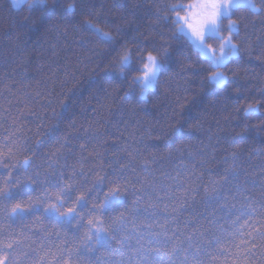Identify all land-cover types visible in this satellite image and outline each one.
I'll return each mask as SVG.
<instances>
[{
	"label": "trees",
	"instance_id": "obj_1",
	"mask_svg": "<svg viewBox=\"0 0 264 264\" xmlns=\"http://www.w3.org/2000/svg\"><path fill=\"white\" fill-rule=\"evenodd\" d=\"M192 1L74 0L76 12L68 14L63 6L69 0H46L44 8L36 7L35 0L19 8L0 0V138L14 133L12 139L29 145L44 142L33 157L41 173L35 179L43 178L51 159L66 180L75 166L78 185L90 186L97 172L105 183L123 176L128 195L123 205L111 206L115 211L132 207L134 191L141 197L139 211L126 213L123 220L130 247L113 242L117 251L98 247L86 252L81 246L89 228L85 214L79 227L62 222L46 223L43 231L32 228L35 242L24 241L20 264L45 253L44 264H61L69 253L73 264H86L85 257L92 264H136L137 238L148 247V241L156 242L153 234L165 232L172 241L161 236L163 244L188 249L189 260L180 252L171 259L159 252L152 254L155 262L231 264L240 239L232 233L264 221V0H253L261 12L241 6L232 10L241 53L220 68L228 78L226 89L210 82L216 70L212 61L186 35H177L179 25L170 9ZM85 17L112 34L118 51H131L132 63L122 76L119 55L87 31ZM207 40L219 46L217 38ZM148 51L158 54L168 71L142 100L135 76ZM249 105L259 112L245 114ZM61 135L67 143L53 155L52 145ZM124 164L129 166L121 172ZM56 181L49 177L50 185ZM214 186L227 195L228 207L205 195ZM41 187L26 185L14 197ZM249 204L255 213L241 215ZM102 219L113 232L108 213ZM4 222L0 203V226ZM257 244L248 264H264V242L257 239Z\"/></svg>",
	"mask_w": 264,
	"mask_h": 264
},
{
	"label": "snow or ice",
	"instance_id": "obj_2",
	"mask_svg": "<svg viewBox=\"0 0 264 264\" xmlns=\"http://www.w3.org/2000/svg\"><path fill=\"white\" fill-rule=\"evenodd\" d=\"M239 0H195L194 3L188 5H174L171 11L175 14L174 24H178L177 35L181 33L191 36L195 47L200 50L205 56L212 53L211 59L214 69H220L227 66L229 60L233 57H239L241 48L239 46L240 27L237 19L234 18L233 9L238 7ZM12 6L18 7L16 0H12ZM35 6L46 7V0H35ZM245 6L251 8L254 12H261V9L256 8L252 0H245ZM65 13L74 14L76 5L74 0L63 6ZM184 12L186 14L181 15ZM226 23V27H225ZM82 25L87 31L98 36L102 42L109 48H116V40L110 32H105L91 19L85 17ZM79 30H84L80 24L76 25ZM211 35L218 40V49L207 40V36ZM226 33V34H225ZM120 58V72L118 75H123L124 70L128 69L132 63V53L130 50L116 52ZM163 63L158 54L148 51L143 54L141 68L138 69V75L135 76L136 82L140 85V98L146 100L150 91L158 88L159 79L162 74ZM209 80L217 89H226L228 86V78L222 72L214 70L209 76ZM61 107L66 110L68 105L62 103ZM259 112V108H253L249 105L245 114ZM14 135V133L12 134ZM12 135L0 138V203L3 204L4 224L0 226V264H20L21 252L20 248L24 246L25 240H32V228L43 231V225L67 224L79 227L81 220L85 219V214L88 215L87 224L88 230L84 233V240L81 246L86 252L91 253L97 250L98 247H105L108 251H117L113 246V242L120 247H130L127 244L129 234L123 228V220L126 213H135L139 211L137 204L141 197L134 191L132 193V207L127 205L119 211L112 209L114 204H124L125 197L128 195L127 186L120 181L123 176L116 180L105 183V176L97 172L91 180V185H78L76 181L75 166L69 179L64 178V172L56 168V161L49 159L47 168L42 179L41 173L36 169L39 167L33 159L37 152L44 148V142L40 139L35 140L34 144L29 145L26 141H21L19 137L12 139ZM67 143V136L61 135L57 142L52 146L56 152H60ZM59 144V147H55ZM80 147L83 149L84 144ZM18 154L24 155V158L18 159ZM128 164L122 165L123 168L128 167ZM15 173V175H14ZM81 175H84L81 166ZM49 177H56L57 181L54 185L49 184ZM87 179V176L84 177ZM228 180V176L223 177ZM233 179H238V176L233 173ZM219 182H217L218 184ZM40 184L42 187L35 192H29L27 195L14 197V194L21 191L26 185ZM205 195L211 199L219 200V207H228V197L221 191V187H212L211 191L205 189ZM102 197V200L98 199ZM234 207V206H233ZM108 213L109 219L115 226L113 232H109L104 226L102 217ZM231 213V208H229ZM255 213V209L248 205L247 211H242L241 215L250 216ZM239 219V217H237ZM235 224L236 222L233 221ZM260 227L253 226L252 230L247 232L241 231L239 228L232 233L233 237H239V244L236 245L237 252L233 254L231 264H248V257L253 254L252 250L257 248V239L264 242V221H260ZM15 225V227H14ZM17 228L20 229L17 232ZM28 228L30 231L25 232L23 229ZM65 234H67L65 232ZM258 234V235H257ZM156 242L148 241V247L141 243L142 237L137 238L139 245L138 252L140 258L136 264H166V262L153 261L152 254L163 252L169 259L176 253L180 252L185 261L189 260L188 249L177 247L174 243L169 248L159 239L164 237L165 241H172V237L165 232L155 233ZM202 235V234H201ZM247 235L249 239H243ZM43 238V237H42ZM191 240V237H189ZM219 243V238H217ZM240 245H245L241 249ZM27 247H30L28 245ZM44 245L41 244L40 248ZM193 247L189 244V248ZM33 251H37L33 249ZM78 251V249H77ZM197 253L200 252L196 248ZM24 256L28 253L24 252ZM47 259V254L39 255L38 259H34L30 264H44ZM86 264H92V261L85 257ZM49 264H52L49 261ZM61 264H73L71 255L64 259ZM122 264V262H121ZM191 264H202L198 259H192Z\"/></svg>",
	"mask_w": 264,
	"mask_h": 264
},
{
	"label": "rangeland",
	"instance_id": "obj_3",
	"mask_svg": "<svg viewBox=\"0 0 264 264\" xmlns=\"http://www.w3.org/2000/svg\"><path fill=\"white\" fill-rule=\"evenodd\" d=\"M27 0H16V2H17V4L19 5L18 7H15V8H19V7H21L25 2H26ZM11 2H12V0H11ZM195 2V0H193L192 2H190V3H194ZM252 2L254 3V1L252 0ZM189 3V4H190ZM255 4V3H254ZM188 5V4H187ZM246 7L245 6V0H239V4H238V7ZM256 6V5H255ZM256 8H257V6H256ZM251 9V8H250ZM184 14H186V13H184V12H182L181 13V15H184ZM182 34H184V33H182ZM185 35V34H184ZM190 40H191V42L193 43V38L191 37V36H188V35H186ZM209 37H213L212 35H211V33H209V35L207 36V39L209 38ZM193 45L195 46V44L193 43ZM215 47V46H214ZM219 47V46H218ZM218 47H216L217 49H218ZM196 48V47H195ZM196 49H198V48H196ZM199 50V49H198ZM200 51V50H199ZM202 53V52H201ZM202 55L203 56H205L203 53H202ZM211 56H212V53H209L208 54V56H205L206 58H208V59H210L211 61H212V59H211ZM213 63V62H212ZM216 70H218V71H222L221 69H216ZM223 72V71H222ZM224 73V72H223ZM225 74V73H224Z\"/></svg>",
	"mask_w": 264,
	"mask_h": 264
},
{
	"label": "clouds",
	"instance_id": "obj_4",
	"mask_svg": "<svg viewBox=\"0 0 264 264\" xmlns=\"http://www.w3.org/2000/svg\"><path fill=\"white\" fill-rule=\"evenodd\" d=\"M112 51H113V53H116L118 51V48L116 47ZM165 58H166V60L169 59L170 58V54H166ZM167 71H168V69H167L166 65L163 63L162 75L165 74ZM145 102H147V101H145Z\"/></svg>",
	"mask_w": 264,
	"mask_h": 264
}]
</instances>
